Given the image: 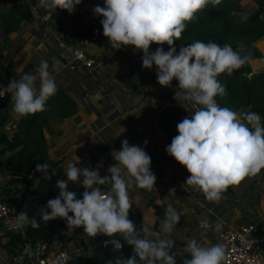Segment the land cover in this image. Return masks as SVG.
I'll use <instances>...</instances> for the list:
<instances>
[{"label":"clouds","instance_id":"clouds-1","mask_svg":"<svg viewBox=\"0 0 264 264\" xmlns=\"http://www.w3.org/2000/svg\"><path fill=\"white\" fill-rule=\"evenodd\" d=\"M220 2L104 0V7L97 5L93 9L95 15L103 17L100 21L103 35L112 49L135 46L143 53V68L156 66L157 82L161 86L171 87L175 79L182 98L199 106L190 118L186 116L177 124L178 135L173 137L166 152L190 173L185 184L201 190L206 200L213 203H219L230 186H237L246 177L255 176L264 169L262 117L250 110L251 105L248 111L237 113L228 107H221L215 99L226 95V86L218 77L224 73L231 75L249 63L251 55H242L231 45L221 46L214 41L196 40L182 46L178 53L174 46L197 12L209 4L216 6ZM39 3L46 11L62 9L71 14L82 0H39ZM233 14L238 15L242 22L250 16L248 12ZM153 43H166L169 50L158 47L155 52H150ZM36 72L38 77L26 73L19 80H11L2 89L4 93L11 94L12 108L21 117L47 111V101L58 91L55 76L50 74L46 60L40 61ZM147 143L144 142L145 145ZM112 155L115 163L107 169L110 176H100L102 164L92 169L68 163L67 181L60 179L56 182L59 195L39 209L38 215L43 223L61 218L66 220L70 231L82 228L92 238L97 235L110 237L104 242V247L110 244L114 253L123 248L117 238L122 237L132 246V256L128 259L115 256L107 264H176V257L182 253L191 255V259H184L183 264H223L227 255L224 244L202 246L193 238L185 241L186 247L182 252H173L176 241L162 238L150 224L138 229L129 218L133 205L129 190L135 186L151 191L155 187L151 157L144 148L130 145L126 139L121 141V150L113 151ZM50 168L49 164L38 163L35 170L49 180ZM52 175H55V169ZM70 182H79L85 189L82 198L69 191ZM105 185H110L107 192L101 187ZM180 219V214L169 204L161 221L163 233H172ZM16 220L20 225L40 226L35 216L29 218L27 211H21ZM224 224L222 219L218 220L214 230L220 232ZM201 226L211 227L207 219Z\"/></svg>","mask_w":264,"mask_h":264},{"label":"crops","instance_id":"crops-1","mask_svg":"<svg viewBox=\"0 0 264 264\" xmlns=\"http://www.w3.org/2000/svg\"><path fill=\"white\" fill-rule=\"evenodd\" d=\"M20 4L27 6L32 18L22 21L4 39L2 20ZM97 5L104 7V0H82L70 14L62 9L46 11L39 0H0L3 68L15 80L26 73L38 77L36 69L41 60H46L50 74L55 76L58 91L75 104L72 116L62 122L51 121L42 128L47 157L58 162L55 170L57 181H67L68 163L92 169L102 164L100 176H110L107 169L115 163L112 153L121 150V141L126 139L130 145L144 148L151 157V171L156 176L155 187L151 191L135 186L129 190L133 203L130 211L140 214L142 225L153 226L157 221L156 210L165 212L171 204L180 214L177 228L170 234L163 233L161 227L157 232L164 239L176 241L173 252H182L186 247L185 241L193 238L202 246L218 244L219 232L214 230V225L221 219L225 222L222 230L228 226L238 228L256 223L264 237V169L255 176L246 177L239 185L230 186L219 203L207 201L201 190L185 184L190 173L167 154L166 147L178 135L177 124L186 116L190 118L199 106L182 98L175 79L171 87L161 86L153 67H142L143 53L135 46L112 49L103 35L100 23L103 17L93 12ZM239 5L242 12L252 13L257 8L253 0H240ZM17 18L18 14L14 15L13 19ZM93 29L99 30L95 41L91 40ZM77 47L96 61L93 76L73 61L72 53ZM158 47L161 46L153 43L149 50L155 51ZM255 47L262 58L250 61L248 78L264 71V37L255 43ZM36 83L39 87V79ZM6 114V130H16L21 119L26 117L14 112L10 93ZM145 141H148L147 145ZM10 177L11 173L1 164L0 184ZM69 184L85 190L79 182ZM101 187L105 192L110 190V185ZM40 208L39 204L31 202L30 218H40ZM205 219L211 227L199 229L198 222ZM54 231L63 232L59 228H54ZM83 240H86L83 236L67 240L62 249L76 260L91 256L90 251L83 253L87 245ZM6 241L5 236H0V243ZM54 248L62 250L58 245ZM0 250L6 255L1 247ZM261 253L264 258V246ZM0 256L3 257L1 253ZM28 257L20 253L12 260L14 264H29Z\"/></svg>","mask_w":264,"mask_h":264},{"label":"trees","instance_id":"trees-1","mask_svg":"<svg viewBox=\"0 0 264 264\" xmlns=\"http://www.w3.org/2000/svg\"><path fill=\"white\" fill-rule=\"evenodd\" d=\"M240 0H221V2L197 12L194 19L187 23V28L182 34V38L174 42L176 49L182 46H188L196 40L203 42L214 41L219 45L229 44L234 50L241 54H250L251 60L262 58L261 53L255 47V43L264 37V0H253L257 8L250 13L249 19L242 22L238 15L241 7ZM18 14L17 19H13ZM32 18L31 11L25 4L12 9L5 14L2 20V33L4 39L13 29H17L22 21H29ZM168 51L169 46L165 43L160 45ZM250 60V61H251ZM251 74L250 62L238 70L233 71L231 75L224 73L218 77V80L226 86V95L217 96L215 99L221 107H228L237 113H243L249 110L257 112L261 117V124L264 126V71ZM13 80L11 73L3 68V57L0 54V84L8 86ZM47 111L28 115L21 119L16 130H6L7 121L6 112L0 113V165L11 173V177L4 184H0V201L10 203L11 198L20 195L23 207L30 208L31 202H36L41 208L45 207L47 201L56 198L59 195V189L56 188L57 179L52 175V170L58 165V162L50 161L47 157V145L43 137L42 128L51 121L62 122L72 116L75 112L74 102L62 92L50 97L47 101ZM49 164V175L51 179L43 178L42 174L37 172L36 165ZM69 191L77 193L78 198H82L84 190L69 184ZM2 197V198H1ZM50 212V209H48ZM69 215H73L69 213ZM156 223L152 226L154 231L161 227V221L165 217V212L158 209L155 212ZM129 218L136 227H142L141 217L138 212L130 211ZM40 223L38 228H33L30 224L22 234H7V241L0 243L2 250L11 258L20 255L21 251L30 246L35 248L38 243L46 244L53 249L58 245L60 249L67 240L83 236L87 239V245L91 256L79 258V264H107L109 259L119 256L128 259L133 254L132 246L128 245L122 237H117L123 244L119 252H113L112 246L104 247V242L111 239L104 235H97L92 238L88 236L82 228L70 231L67 228V222L64 219L56 218L45 224L38 217ZM54 228L62 229L63 232L57 233ZM55 249V248H54ZM63 250V249H62ZM26 257H28L26 255ZM138 259V258H137ZM184 259H191L188 253H182L176 257V264H183Z\"/></svg>","mask_w":264,"mask_h":264},{"label":"built area","instance_id":"built-area-1","mask_svg":"<svg viewBox=\"0 0 264 264\" xmlns=\"http://www.w3.org/2000/svg\"><path fill=\"white\" fill-rule=\"evenodd\" d=\"M98 35L99 30L93 29L91 40L95 41ZM179 49H177V53ZM72 56L74 62L82 65L90 75H94L97 63L93 58L88 57L81 47L75 48ZM153 69L157 71L155 65H153ZM6 87L0 84V113L6 112L9 93L2 91ZM21 203L22 198L20 195L13 196L10 203L0 201V232L2 233L0 236L3 237L7 234H22L24 236L28 224L20 225L16 220V216L21 211H27L30 218L31 212L30 208L23 207ZM202 222H198L199 229H204L201 226ZM217 240L219 244L226 246L227 255L223 264H264L261 253L264 246V237L260 235L258 224L251 223L238 228L228 226L218 233ZM26 247L21 251V254L25 257L27 255ZM33 250V255L30 258L28 257L29 264H68L74 259L66 250H53L42 243H38Z\"/></svg>","mask_w":264,"mask_h":264},{"label":"rangeland","instance_id":"rangeland-1","mask_svg":"<svg viewBox=\"0 0 264 264\" xmlns=\"http://www.w3.org/2000/svg\"><path fill=\"white\" fill-rule=\"evenodd\" d=\"M83 242L86 244L87 243V239L86 240H83ZM85 250L89 252L88 245H86V249L83 250V253L85 252ZM0 253L3 256V257L0 256V264H14L11 257L5 255L1 250H0Z\"/></svg>","mask_w":264,"mask_h":264},{"label":"water","instance_id":"water-1","mask_svg":"<svg viewBox=\"0 0 264 264\" xmlns=\"http://www.w3.org/2000/svg\"><path fill=\"white\" fill-rule=\"evenodd\" d=\"M33 248H31L30 246L26 248V252H27V255L29 257H31L33 255ZM68 264H79L78 260L76 259H73L71 262H69Z\"/></svg>","mask_w":264,"mask_h":264}]
</instances>
